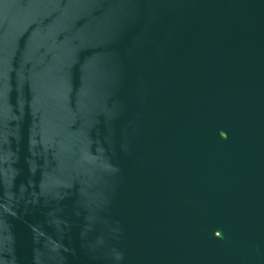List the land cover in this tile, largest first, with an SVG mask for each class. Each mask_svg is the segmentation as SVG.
I'll return each mask as SVG.
<instances>
[{
	"label": "water",
	"instance_id": "95a60500",
	"mask_svg": "<svg viewBox=\"0 0 264 264\" xmlns=\"http://www.w3.org/2000/svg\"><path fill=\"white\" fill-rule=\"evenodd\" d=\"M0 264H264V0H0Z\"/></svg>",
	"mask_w": 264,
	"mask_h": 264
}]
</instances>
